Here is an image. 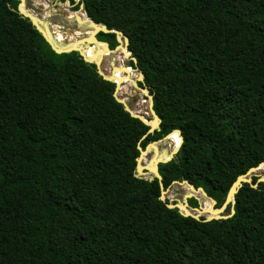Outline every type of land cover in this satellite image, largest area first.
<instances>
[{
	"label": "trees",
	"instance_id": "1",
	"mask_svg": "<svg viewBox=\"0 0 264 264\" xmlns=\"http://www.w3.org/2000/svg\"><path fill=\"white\" fill-rule=\"evenodd\" d=\"M69 2L128 38L160 128L147 134L95 64L56 54L17 0H0V264H264V184L204 222L135 177L138 147L173 130L164 190L186 181L219 208L264 163V0Z\"/></svg>",
	"mask_w": 264,
	"mask_h": 264
},
{
	"label": "water",
	"instance_id": "2",
	"mask_svg": "<svg viewBox=\"0 0 264 264\" xmlns=\"http://www.w3.org/2000/svg\"><path fill=\"white\" fill-rule=\"evenodd\" d=\"M17 1L19 2L18 7H17L18 13L21 16H23L24 18H27L31 22V24L41 34V36L44 38L46 43L50 46V48L56 54H68V53H71V52H77V53H79V55L83 58V60L85 62L92 64L93 62L85 57V54H84L85 50L83 49V51H81L79 48L81 46L93 48V46H95V44H103V45L106 46V48H108L109 53H113L115 51H121L123 53V55L129 61H132L135 64V66H137L136 60L131 56V52H129L127 50V47L129 45L128 38L122 32L117 31V30H109L106 26L96 24L95 22H93L92 20L87 18L88 19L87 21H88L89 25L93 28L92 29V33L89 36H87V37H84L82 39L77 40L76 42L73 43V46H71L68 49H59L53 43L50 34H47L45 29H43L41 27V25L39 24L41 21L36 20V18L32 14L26 12L23 9V4L25 3V0H17ZM64 1L67 2L69 6H72L70 4L69 0H64ZM79 11L83 12V5L80 6ZM77 18H79V17L76 16V20L78 21ZM100 33H103V34H114L116 36L117 46L115 48L111 49L107 43L98 41L96 36L98 34H100ZM77 44H78V46H76ZM93 64H95L98 74L104 80H106L108 82H112V83L115 84V91H114V94H113V97L115 98V100L119 104H121L123 106L124 110L127 113H129L131 115V117L139 119L144 125L149 127V129L147 131V134H153L155 131H159L161 120L157 116V114L155 113V111L153 109V98H152V96L149 95V88L143 82L142 73L139 70L136 69L137 73H138L137 83L139 82V83H142L144 85V87L142 89H143L144 93L147 95V97L149 99V113L151 115V119L152 120H150L148 122L146 120H143L142 117L137 116L134 113H132L130 108H129V106L125 103V101L120 99L117 96L119 88H120L121 84L123 83V78L124 77H121L120 79H117L116 81L112 79V73H114V71L117 70V67L115 66V64L111 63V75L110 76H105L104 75V73L100 69V63H95L94 62ZM126 70H127V68L120 67V71L122 73H126ZM137 83H136V86H137ZM136 88H138V87H136ZM174 132H176L178 134V136H179V138L181 140V143L179 144V146L176 147V149L174 151L170 152L169 155L167 157H165V159L155 161L154 167H153L152 170H150L147 166L142 165L141 162L143 160V157L146 156L147 150L150 149V148L151 149L155 148V146L157 145V143L159 141H162V140H165V139L167 140V138ZM145 137H146V135L141 140H143ZM159 141L149 143L146 146L145 149H141V147H138V150H139L140 154H139V157L136 159L135 177L136 178H149V179L156 178L158 180L159 187H160V190H161V195H160L159 199L162 202H165L166 201L165 194H166L168 189L164 190L163 183H162V177H161V175L158 172V166L160 164H166V163L170 162L174 158V156L178 153V151H179V149H180V147L182 145L183 140H182L180 131L173 130L171 133H169L168 135H166L164 138H162ZM261 167L264 168V163H260L257 167L250 168L244 175L238 176L237 179L232 183L231 187L229 188V191L227 193V196H226V199H225L224 203L219 208H214V211H216V212H218L220 214H216L214 216H208V217L204 218V222H209V221H212V220H224V219L230 218L234 214L233 207L235 205V195L237 194L239 189L242 187V185L243 184H249L250 187L257 188L258 184H264V176L254 175V172L259 170ZM252 177H257L258 178L256 183L252 182ZM172 184L186 185L187 187H190L193 192H200V193H202V195L204 197L209 199L207 197L206 193L203 191V189H201V188L195 189L193 186H191L186 181H184L182 183L173 182ZM191 198H195V197L192 194L185 195L184 198H183V203L182 204H179L177 201L171 202V201L168 200V202L166 203V206L169 209H177L179 211L180 215H182L183 217H191V218H193L195 220H199L200 219L199 213H201L203 210H202V208H199V209L189 208L188 200L191 199ZM209 200L211 201L213 206L216 205V202L213 199H209ZM228 205L231 206L230 213L227 214V215L226 214L224 215L223 213H225L226 208L228 207ZM193 210L196 211L197 214H194V215L191 214V211H193Z\"/></svg>",
	"mask_w": 264,
	"mask_h": 264
},
{
	"label": "rangeland",
	"instance_id": "3",
	"mask_svg": "<svg viewBox=\"0 0 264 264\" xmlns=\"http://www.w3.org/2000/svg\"><path fill=\"white\" fill-rule=\"evenodd\" d=\"M23 9L32 14L36 20L41 21L39 24L43 29H45L47 34L52 36V34L57 33L64 37L66 39L64 42L65 45L73 40L75 41L77 39L79 40L87 37V33L91 32L93 29L89 23H83L80 25L76 20V16L80 15L81 18L88 20L87 16L82 11H74V8L69 6L64 0H25ZM76 32L78 35H76ZM129 62L130 61L121 51H115L113 53L106 54L102 64L100 65V69L108 76L111 73V63H114L115 66L117 65L116 67H126L130 69L131 67H128ZM130 71L131 74L128 78L129 80L127 79L125 83L121 84V90L118 91L117 96L125 101L132 113L142 117L143 120L148 122L152 120L149 113V99L143 89L138 85L136 86L138 79L137 70L131 68ZM120 74L123 73L120 72ZM171 151L172 149L166 139L159 141L155 148L147 150V154L143 157V161L141 163L146 166V164H150L154 156L157 155L162 158L161 160H163ZM254 175L264 176V168L261 167L259 170L255 171ZM189 194H192L198 201L199 207L196 209L202 208L204 211L206 207L209 208L208 206H213L211 201L204 197L202 193L193 192L192 189L186 185L172 184L165 194V199L171 202L177 201L179 204H182L184 196ZM213 207L215 208V206ZM203 211L199 213L200 218L208 217V215L204 214ZM191 214L194 215L197 214V212L193 210L191 211ZM223 214L225 215V213Z\"/></svg>",
	"mask_w": 264,
	"mask_h": 264
},
{
	"label": "bare ground",
	"instance_id": "4",
	"mask_svg": "<svg viewBox=\"0 0 264 264\" xmlns=\"http://www.w3.org/2000/svg\"><path fill=\"white\" fill-rule=\"evenodd\" d=\"M72 15V14H71ZM79 15V14H78ZM79 18H77L78 19V23L81 25V24H83V23H88V21L86 20V19H83V18H81V16L79 15L78 16ZM83 17H85V16H83ZM78 24V25H79ZM52 33V32H51ZM92 33V30H91V32H88L87 33V36H89L90 34ZM76 35H78V33L76 32ZM67 38V37H66ZM51 39H52V41H53V43L59 48V49H68V48H70L71 46H73V43L74 42H76L77 40H73L72 42H70V43H68L67 45H65L64 44V42H65V38L64 37H62L61 35H59V34H57V33H54V34H52V36H51ZM69 40V39H68ZM71 40H72V38H71ZM98 45H100V46H102L103 47V49L105 50V46L104 45H102V44H98ZM76 46H78V44L76 45ZM81 51H83V49L85 50V52H84V54L86 55V58L87 59H89L90 61H92L93 63L95 62V63H100V65L102 64V62H103V59H104V57L106 56V54H110L109 53V50H105V52L104 53H97L96 51H95V49L94 48H91V47H85V46H83V47H80L79 48ZM117 66V65H116ZM126 68V67H125ZM131 69V68H130ZM130 69H128L127 68V70H126V73H123V74H120V67H117V70L116 71H114V73H112V79L113 80H117V79H120L121 77H124L123 78V83H125V81L130 77V74H131V71H130ZM110 73V72H109ZM105 75V74H104ZM111 75V73L108 75V76H110ZM105 76H107V75H105ZM129 80V79H128ZM122 86V85H121ZM119 90H121L120 88H119ZM167 142L169 143V146H170V141L167 139ZM159 159V156L157 155V156H154V158L152 159V162L150 163V164H146V166L150 169V170H152L153 169V165H154V163H155V161H157ZM143 161V160H142ZM144 163V162H143ZM186 190V189H185ZM206 203V202H205ZM204 203V204H205ZM209 203V202H208ZM209 208H205L204 209V211H203V213L204 214H207L208 216H214V215H216V214H220V213H218V212H216V211H214V207L212 206H208Z\"/></svg>",
	"mask_w": 264,
	"mask_h": 264
},
{
	"label": "flooded vegetation",
	"instance_id": "5",
	"mask_svg": "<svg viewBox=\"0 0 264 264\" xmlns=\"http://www.w3.org/2000/svg\"><path fill=\"white\" fill-rule=\"evenodd\" d=\"M110 47V46H109Z\"/></svg>",
	"mask_w": 264,
	"mask_h": 264
}]
</instances>
